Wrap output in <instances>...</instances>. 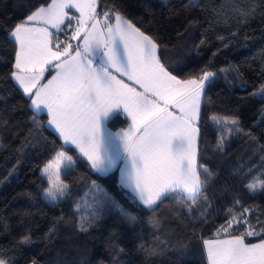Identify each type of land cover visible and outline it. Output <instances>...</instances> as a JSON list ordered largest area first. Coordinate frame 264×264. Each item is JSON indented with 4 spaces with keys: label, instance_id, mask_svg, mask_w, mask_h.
Instances as JSON below:
<instances>
[{
    "label": "trees",
    "instance_id": "obj_1",
    "mask_svg": "<svg viewBox=\"0 0 264 264\" xmlns=\"http://www.w3.org/2000/svg\"><path fill=\"white\" fill-rule=\"evenodd\" d=\"M49 1L0 0V259L5 264H205L202 241L217 238L230 209L239 215L249 208L252 224L264 221V189L246 188L264 179V0H97L99 18L119 12L152 37L161 62L178 79L203 70L215 73L202 95L199 121L198 163L210 173L201 169L205 188L195 202L174 193L153 208L118 184L116 170L94 172L73 146L55 136L46 116L31 109L13 82L15 44L9 32ZM238 10L254 11L245 17ZM70 33H58V39ZM125 124L118 115L108 127ZM221 141L224 151L217 148ZM57 151L73 163L62 177L69 195L53 203L44 195L48 181L41 169ZM93 212L99 219L93 220ZM81 222L87 232L80 231ZM25 236L30 241L21 244Z\"/></svg>",
    "mask_w": 264,
    "mask_h": 264
},
{
    "label": "snow or ice",
    "instance_id": "obj_2",
    "mask_svg": "<svg viewBox=\"0 0 264 264\" xmlns=\"http://www.w3.org/2000/svg\"><path fill=\"white\" fill-rule=\"evenodd\" d=\"M238 11L246 17L254 10ZM69 31L70 37L58 39V33ZM10 38L16 47L11 78L30 99L32 110L46 111L48 126L65 145L74 146L94 172L118 169L119 185L147 208L174 193L196 201L206 185L201 169L210 175L198 163V140L202 95L214 72L203 70L201 75L178 79L161 62L152 37L119 12L106 11L99 18L97 0H51L16 23ZM49 69L55 75L43 83ZM120 114L130 124L109 130L108 122ZM211 120L221 122L215 115ZM217 148L224 151L222 141ZM72 163L71 156L57 151L41 169L48 181L44 195L51 202L69 195L70 185L62 177ZM246 188L264 189V179L257 178ZM115 207L120 210L119 205ZM250 212L244 208L235 215L230 209L231 218L216 229L217 238L203 240L207 264H264V238L259 243L246 242L247 237H264V221L252 224ZM92 216L99 219L96 212ZM127 218L136 220L132 215ZM241 226L244 230L234 234ZM79 229L88 231L83 222ZM221 233L225 238H220ZM29 241L25 236L20 243ZM0 264L5 261L0 259Z\"/></svg>",
    "mask_w": 264,
    "mask_h": 264
},
{
    "label": "crops",
    "instance_id": "obj_3",
    "mask_svg": "<svg viewBox=\"0 0 264 264\" xmlns=\"http://www.w3.org/2000/svg\"><path fill=\"white\" fill-rule=\"evenodd\" d=\"M51 2V0L48 2V3H50ZM46 6V5H45ZM72 12L76 15V16H79V13H76L75 12V10L73 9L72 10ZM112 23H115V17L113 18V20L111 21ZM72 26L74 27L75 26V21H73V24H72ZM13 29V28H12ZM11 32V31H10ZM10 32H9V37H10ZM71 36V33H70V35H69V37ZM13 42H14V40L13 39H11ZM70 43H72V44H75V41H70ZM14 44H15V42H14ZM15 50H16V47H15ZM14 62H15V53H14V57H13V64H14ZM12 64V65H13ZM53 75H55V70L53 69V71L49 74V76L47 77V78H45L44 80H43V83H47V81L49 80V79H51L52 78V76ZM126 79V78H125ZM13 82L15 83V85L17 86V88L23 93V91H22V89H20L19 88V85L13 80ZM138 87V86H137ZM29 105H31V101L29 100ZM31 107V106H30ZM32 109V108H31ZM36 113V112H35ZM43 114L46 116V125H47V127L55 134V136L64 144V141L62 140V139H60L59 138V135H58V133H56L55 131H54V129L52 128V127H50V126H48V124H47V121H48V116H47V113H46V111L45 112H43ZM121 116H123L124 117V115L123 114H120ZM125 118V117H124ZM130 120H126V124L124 125V126H122V127H117V128H115V129H111V128H109V130H111V131H116V130H119V129H121V128H126L127 126H128V124H130ZM74 147V146H73ZM75 148V147H74ZM78 151V150H77ZM84 158V157H83ZM85 160H86V158H84ZM87 161V160H86ZM88 163V162H87ZM89 164V163H88ZM89 166H90V164H89ZM91 167V166H90ZM97 173V172H96ZM98 174H100V173H98ZM101 175H103V174H101ZM116 175H117V182H118V184H119V170L118 169H116ZM124 189V188H123ZM133 198H135L134 196H133V194L128 190V189H125ZM179 194H181L183 197H185V198H187V196L184 194V193H179ZM135 200L139 203V204H141L140 202H139V200L138 199H136L135 198ZM142 205V204H141ZM143 207H145L144 205H142ZM145 208H147V207H145ZM221 238H225V237H221ZM215 239V238H214ZM259 241L260 240H258V241H255V242H251V243H259ZM202 250H203V241H202ZM203 254H204V258H205V264H207V261H206V256H205V253H204V250H203Z\"/></svg>",
    "mask_w": 264,
    "mask_h": 264
}]
</instances>
